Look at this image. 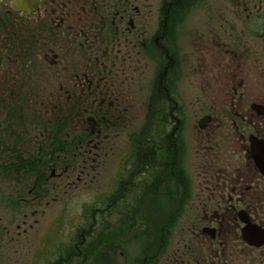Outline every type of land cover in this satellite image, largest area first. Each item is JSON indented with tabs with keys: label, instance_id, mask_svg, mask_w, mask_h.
<instances>
[{
	"label": "flooded vegetation",
	"instance_id": "obj_1",
	"mask_svg": "<svg viewBox=\"0 0 264 264\" xmlns=\"http://www.w3.org/2000/svg\"><path fill=\"white\" fill-rule=\"evenodd\" d=\"M188 2L196 5L197 0H0V153L6 155L13 150L14 154L36 158L48 154V159L41 158L45 167L54 156L56 159L63 155L65 159L64 155L85 154L83 150H90L95 138L109 128L126 127L138 97L145 49H151L152 54H159L157 59L155 55L151 57L159 68L148 92L145 108L149 113L138 139L144 134L149 139L155 137L150 133L153 124L166 120L178 123L174 114L184 105L248 107L246 114L239 115L238 111L232 115V125L237 133L244 127L251 130L236 140L244 143L240 151L245 163L236 166L232 176L222 171V178L214 180L222 185V192L227 188L235 201L225 202L221 189H214L221 202L216 211H196L185 216L184 226L174 233L176 249L169 252L166 245L163 261L154 262L153 255L138 264H264L254 259L233 262L232 258L240 252L247 258L264 248V244L249 245L241 235L246 223L264 230V217L259 213L264 207V176L249 155L250 138L264 141V0H214L208 17L197 20L193 28L188 19L181 20V43L190 34L194 44L188 59L190 70L186 63L180 68L176 52L174 55L168 49L171 31L180 26L175 25ZM156 8L159 13L151 24V11ZM143 20L155 27L147 41L143 38L148 31ZM250 77L262 83L249 84ZM163 105L165 112L156 116L155 106ZM237 117L243 123L239 128ZM207 123L212 122L208 119L203 124ZM176 129L167 138L176 134ZM103 135L111 142L117 133ZM147 139H139L111 196V202L120 206L116 214L133 224L126 231V244L139 239L148 228L146 222L138 221L143 215L144 200L153 197L144 191L151 181L157 186L162 180L160 175H164L163 167L158 170L155 162H149L151 167L157 166V170L149 166L152 177L145 172L144 176L141 161L136 164V157H142L143 149L149 145ZM93 147L98 149L97 145ZM208 162L203 180L215 172ZM1 167L9 170L6 163ZM14 174H1L0 182H15ZM206 174L209 177L205 178ZM39 176L36 174V179ZM53 177L55 171L51 170L47 179ZM214 181H207L212 190L216 185L210 182ZM179 186L183 189L181 182Z\"/></svg>",
	"mask_w": 264,
	"mask_h": 264
},
{
	"label": "rangeland",
	"instance_id": "obj_2",
	"mask_svg": "<svg viewBox=\"0 0 264 264\" xmlns=\"http://www.w3.org/2000/svg\"><path fill=\"white\" fill-rule=\"evenodd\" d=\"M213 1L197 0V6L188 2L182 16L174 17L179 18V23L175 26H180L172 29L173 37L170 42L168 40V49L174 52V55L176 52L180 68L186 63L190 70L188 59L190 47L194 45L189 39L192 36L190 34L185 36V42L181 43L183 38L180 22L188 19V25L193 28L197 20L208 17V10L212 7ZM158 13L157 8L153 9L152 19L149 16L145 18L151 19L152 24L154 20L156 22ZM143 22L145 23L143 26L148 30L143 38L147 41L148 33L155 27L150 26L147 20ZM182 45L183 49L180 48ZM181 51L183 55H178ZM145 54L146 56L142 50L146 61L142 63V74L138 80V97L132 107L134 113L126 127L111 131L109 128L107 132H102L95 138L90 150H83L85 154L75 156L68 154L64 155L65 159L63 155L56 159L54 156L49 166L42 167V173L37 179L35 173L34 177L27 179L26 182L21 179L19 182L18 180L0 182V264H71V262L138 264L144 262L143 260L147 262L153 255L154 262H161L167 250L171 252L176 249L174 233L181 225L184 226L185 216L196 211L198 214H202L203 211L211 214L217 210L221 202L217 200V192L214 189L219 187L222 192V185L216 184L214 180L221 179L223 172L232 176L231 172L236 166L241 167L245 163V155L240 151L244 143L236 140L241 139V134H245L251 128L244 127L243 131L235 132L236 126L232 125V115H237L238 111L239 115L246 114L245 109L248 107L194 105L178 107L174 115L179 122L172 124L166 120V126L164 124V128L157 131L155 137L147 139L150 141L143 149L145 157H139L142 163L155 162L158 168L163 167L164 175H160L162 180L157 186L151 181L144 191L153 197L144 200L141 205L143 215L138 221L146 222L148 228L144 229L141 234L143 236L139 239L126 244L129 236L126 231L131 230L133 224H128L130 220L116 214L120 206L111 202V196L116 191L124 163L138 145V136L143 131L147 121L145 118L149 113L145 108L148 107L146 99L159 65L152 61L151 57L155 54H152L151 49H145ZM158 56L159 54L155 55L156 59ZM250 78L249 84L262 83L257 77H252L251 80ZM250 86L252 89L253 86ZM208 92L211 94L213 89ZM157 107L159 106H155V110L160 115V108ZM204 118L210 119L212 123H207V126L203 124L199 129L197 122ZM239 120L237 117L238 128L243 124ZM254 124L256 125V120ZM175 128L177 133L167 138L170 131ZM116 133L111 142H108L109 137L106 140L102 138L103 134ZM168 143L172 145V153L162 151L167 150L165 144ZM95 145L98 149H93ZM82 146L84 148V145ZM42 158L48 159V154H43ZM208 160L215 172L211 177L206 174L205 178L209 177L211 180L209 178L203 180L208 169L206 165L209 163ZM51 170L55 171L56 177L47 179ZM14 177L17 175L14 174ZM207 181H214L210 182L216 185L213 190L212 187H208ZM179 182L183 189L180 188ZM163 189L166 191L163 192ZM223 191L225 202L235 201V196H231L227 188ZM208 198H211L210 202ZM239 209L243 210L242 207ZM259 213L264 217V207ZM260 219L261 215H258L257 221ZM135 231L136 229L133 230ZM161 238L163 242L160 241ZM104 242L108 245H104ZM166 245L168 249L163 251ZM263 249L253 252L247 258L242 252L234 253L233 262H250L251 259L255 262L259 260L264 262L263 256L260 258Z\"/></svg>",
	"mask_w": 264,
	"mask_h": 264
},
{
	"label": "trees",
	"instance_id": "obj_3",
	"mask_svg": "<svg viewBox=\"0 0 264 264\" xmlns=\"http://www.w3.org/2000/svg\"><path fill=\"white\" fill-rule=\"evenodd\" d=\"M163 101V100H161ZM158 109L160 108V114L165 112V107L163 106H159L157 107ZM162 108V109H161ZM156 116H158V113L156 112ZM164 123L165 122H162L161 124L159 125H156L153 124V127L152 131H150V133L153 135H155V133L157 131H160L162 128H164ZM147 135V137H146ZM149 135L148 134H144L143 136H141L139 139H140V142H143L146 140V138H149L148 137ZM158 136H159V132H158ZM154 141V140H153ZM164 143V142H163ZM145 145H140V147H144ZM165 147L167 150L165 149H162V151H166L167 153H172L173 149H172V145L171 144H165ZM11 149V147H9ZM14 150L17 149L16 146H13L12 147ZM12 151V153L7 154L6 155H3L2 153H0V175L1 174H4V173H7V172H10L13 171V173H15L17 175L16 179L18 180L17 182H19L21 178H25V179H21V180H25V182L27 181V179H32L33 178V174H37V175H40L42 172H41V169L40 167H43V162H42V156H37L38 158H36V156H32V155H29V154H26L25 155H20L18 157L14 156V151L13 150H10ZM161 151V150H160ZM142 157H145V154L143 153L142 154ZM9 158V159H8ZM140 161L139 157L137 156L136 157V164H138V162ZM4 163L8 164V167H9V170H6L4 171L3 167H1ZM144 163V162H143ZM149 162H145L144 165L142 166L143 168V174L144 176H147L145 175V173H148V177H152V173L149 171ZM151 169H155L157 170V166H152ZM159 170V168H158ZM163 170V169H162ZM15 171V172H14ZM152 171V170H151ZM169 171V169H168ZM145 172V173H144ZM164 172V171H163ZM142 177V176H141ZM142 178H145V177H142ZM145 181V179H143ZM16 182V183H17Z\"/></svg>",
	"mask_w": 264,
	"mask_h": 264
},
{
	"label": "water",
	"instance_id": "obj_4",
	"mask_svg": "<svg viewBox=\"0 0 264 264\" xmlns=\"http://www.w3.org/2000/svg\"><path fill=\"white\" fill-rule=\"evenodd\" d=\"M207 120L208 118L200 120L198 126L202 127L203 123L207 122ZM249 142L250 158L254 161L259 172L264 176V141L252 140L250 138ZM240 220L244 223L246 222V220H243V217ZM241 235L243 240L251 246L259 247L264 244V230L249 223H246V226L241 230Z\"/></svg>",
	"mask_w": 264,
	"mask_h": 264
}]
</instances>
